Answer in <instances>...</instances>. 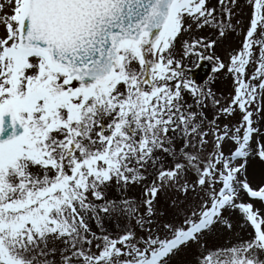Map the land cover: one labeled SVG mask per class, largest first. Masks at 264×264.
<instances>
[{"label":"snow or ice","instance_id":"6c2138e0","mask_svg":"<svg viewBox=\"0 0 264 264\" xmlns=\"http://www.w3.org/2000/svg\"><path fill=\"white\" fill-rule=\"evenodd\" d=\"M190 249L264 264V0H0V264Z\"/></svg>","mask_w":264,"mask_h":264},{"label":"rangeland","instance_id":"374dc122","mask_svg":"<svg viewBox=\"0 0 264 264\" xmlns=\"http://www.w3.org/2000/svg\"><path fill=\"white\" fill-rule=\"evenodd\" d=\"M246 11H247V9H246ZM245 24H247V17H245ZM209 34H210V30H208V29H205L203 32L200 33V35H204V36H207ZM217 39H219V37H217ZM241 39H242V37L236 36V35L228 36L227 39H225L223 41L221 47L219 48V52L221 53V55H225L226 51L230 47H237L239 45ZM225 59H227L226 55H225ZM208 62H210L213 66V63L211 61H208ZM186 64L191 69V71L189 73L190 75L193 72H195L196 70L199 72L200 61H197L195 58H193L191 61H186ZM213 77H214V72L212 70L210 77L205 82H209L210 78H213ZM210 86L213 88V90L217 91V93L219 94L221 92L229 91L231 88V82H230V80L225 81L221 77L219 79H215V82L211 83ZM255 167L257 169V177L256 178L258 180L259 179V167L260 166L257 163L255 165ZM137 191H138L137 189H133V194H135ZM173 195L174 194L170 193L166 196L161 197V209L166 210L168 212V216L165 217L166 219L171 218V215L174 211L172 208V205H171V197ZM107 228L109 231H114L115 230V224H109V225H107ZM229 238H231V237L228 233H221L219 235H213V236L209 237L208 244H209V246L222 245V244H225ZM196 256H197L196 249H190V250L186 251L185 253L181 254L180 256H178L176 258L177 264H194V260L196 259Z\"/></svg>","mask_w":264,"mask_h":264},{"label":"water","instance_id":"95a60500","mask_svg":"<svg viewBox=\"0 0 264 264\" xmlns=\"http://www.w3.org/2000/svg\"><path fill=\"white\" fill-rule=\"evenodd\" d=\"M200 66V74L198 75L196 81L202 84L210 76L211 66L204 61L201 62ZM193 77H195V75H193Z\"/></svg>","mask_w":264,"mask_h":264}]
</instances>
